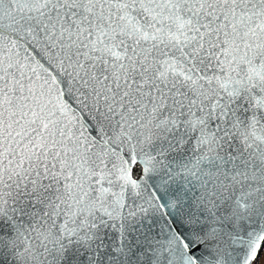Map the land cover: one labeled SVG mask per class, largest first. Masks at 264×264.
Segmentation results:
<instances>
[{
	"label": "snow or ice",
	"instance_id": "obj_1",
	"mask_svg": "<svg viewBox=\"0 0 264 264\" xmlns=\"http://www.w3.org/2000/svg\"><path fill=\"white\" fill-rule=\"evenodd\" d=\"M0 264H264V0H0Z\"/></svg>",
	"mask_w": 264,
	"mask_h": 264
}]
</instances>
